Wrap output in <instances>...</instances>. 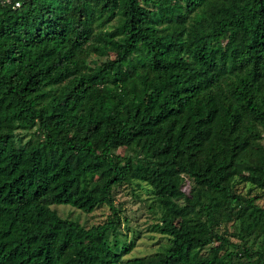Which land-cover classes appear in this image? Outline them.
Wrapping results in <instances>:
<instances>
[{
	"label": "trees",
	"instance_id": "16d2710c",
	"mask_svg": "<svg viewBox=\"0 0 264 264\" xmlns=\"http://www.w3.org/2000/svg\"><path fill=\"white\" fill-rule=\"evenodd\" d=\"M263 196L264 0H0V264H264Z\"/></svg>",
	"mask_w": 264,
	"mask_h": 264
},
{
	"label": "rangeland",
	"instance_id": "374dc122",
	"mask_svg": "<svg viewBox=\"0 0 264 264\" xmlns=\"http://www.w3.org/2000/svg\"><path fill=\"white\" fill-rule=\"evenodd\" d=\"M112 56L113 54L110 55V57ZM27 138L29 139L30 135L24 138L23 141L27 140ZM121 152L122 149L119 153ZM182 188H184V185ZM152 195L150 188L146 184H137V182L123 184L114 190V200L117 207L121 210V218L127 219V224H122L120 227V239L126 243H130L133 240V247L130 252H127L122 257L123 260L153 256L162 245L166 244L165 238L149 230L150 224L156 219L155 215L147 207V204L153 199ZM258 204L264 207V196L259 199ZM51 209L58 216L76 220L84 227L104 222L107 214L105 207H99L89 214L80 213L64 205H54Z\"/></svg>",
	"mask_w": 264,
	"mask_h": 264
},
{
	"label": "built area",
	"instance_id": "2783aa9c",
	"mask_svg": "<svg viewBox=\"0 0 264 264\" xmlns=\"http://www.w3.org/2000/svg\"><path fill=\"white\" fill-rule=\"evenodd\" d=\"M17 5V4H16Z\"/></svg>",
	"mask_w": 264,
	"mask_h": 264
}]
</instances>
